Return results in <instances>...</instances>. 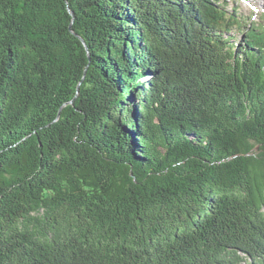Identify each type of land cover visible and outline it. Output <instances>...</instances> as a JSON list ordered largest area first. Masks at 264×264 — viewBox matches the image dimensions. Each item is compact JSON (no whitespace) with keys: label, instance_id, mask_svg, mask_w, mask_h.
<instances>
[{"label":"trees","instance_id":"16d2710c","mask_svg":"<svg viewBox=\"0 0 264 264\" xmlns=\"http://www.w3.org/2000/svg\"><path fill=\"white\" fill-rule=\"evenodd\" d=\"M262 20L0 0V264H264Z\"/></svg>","mask_w":264,"mask_h":264},{"label":"rangeland","instance_id":"374dc122","mask_svg":"<svg viewBox=\"0 0 264 264\" xmlns=\"http://www.w3.org/2000/svg\"><path fill=\"white\" fill-rule=\"evenodd\" d=\"M237 8L241 12V15L250 21L251 18L263 22L262 16H264V0H230V8ZM250 17V19H249ZM237 39L242 38V32L236 30L234 32ZM243 264H252L249 260Z\"/></svg>","mask_w":264,"mask_h":264},{"label":"water","instance_id":"95a60500","mask_svg":"<svg viewBox=\"0 0 264 264\" xmlns=\"http://www.w3.org/2000/svg\"><path fill=\"white\" fill-rule=\"evenodd\" d=\"M69 11H70V13L74 16V12L72 11V10H70L69 9ZM75 35H77V36H79L78 34H76V33H74ZM81 40H82V42H84L85 43V41H84V39H82L81 37H79ZM87 47V46H86ZM87 49H88V47H87Z\"/></svg>","mask_w":264,"mask_h":264}]
</instances>
